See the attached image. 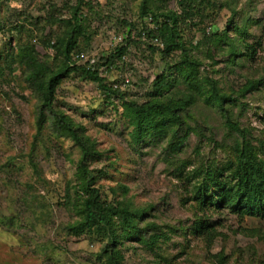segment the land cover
Masks as SVG:
<instances>
[{
  "label": "rangeland",
  "instance_id": "1",
  "mask_svg": "<svg viewBox=\"0 0 264 264\" xmlns=\"http://www.w3.org/2000/svg\"><path fill=\"white\" fill-rule=\"evenodd\" d=\"M143 1L0 0V264H109L115 251H103L106 235L83 221L84 185L136 216L121 264H264V210L251 199L244 203L252 214L202 203L197 190L225 174L246 141L264 159V0H146L155 13L183 15L178 35L202 62L191 73L180 49L166 54L160 39L146 35L155 23L142 14ZM76 13L82 29L73 33L71 65H89L119 91L73 70L39 121L44 87L32 71L40 66L42 79L60 69L65 59L55 45L63 46ZM231 47L241 53L236 61ZM162 72L173 83L164 95L190 91L196 99L183 114L184 122L192 117L177 148L173 124L137 133L126 104L158 97L152 81ZM206 75L237 99L226 106L245 139L209 97ZM249 81L261 84L246 87ZM55 112L93 144L84 166ZM114 223L123 228L119 217Z\"/></svg>",
  "mask_w": 264,
  "mask_h": 264
},
{
  "label": "trees",
  "instance_id": "2",
  "mask_svg": "<svg viewBox=\"0 0 264 264\" xmlns=\"http://www.w3.org/2000/svg\"><path fill=\"white\" fill-rule=\"evenodd\" d=\"M81 1V0H79ZM194 2V0H191ZM187 6V5H186ZM193 6L184 9V14L189 13V10ZM78 11V9H76ZM141 12L144 15H150V19L155 23L153 29L145 30L147 36L154 37L157 41L160 39L163 43V50L166 54H169L174 49H180L183 59L181 62H185L187 65V70L189 73L191 71H196L202 64L201 60L195 58L187 53L185 45L182 39L179 37L176 30L177 24L183 15L178 14L174 11L168 12H153L147 5L146 0L141 4ZM76 23L71 28V31L67 34L64 39L63 46L59 48L55 45L59 54L61 53L65 59L60 69L56 71H51L44 76L43 71L40 66H37L32 72V78L35 81H39L43 84L44 91L43 97L41 99V114L38 117L40 121L46 110L50 111L52 109V103L54 101L56 88L59 81L68 75L73 70H82L83 74L92 80L98 81V83L106 90L108 93L115 92L116 90L104 84V78L99 76L98 71L92 69L89 65L78 66L71 65L73 62L70 59V52L74 48L75 38L73 33H80L81 27L78 23L77 13L74 15ZM187 16V15H185ZM127 38H129V33ZM225 42L228 41V36ZM247 49L245 55L253 56L254 47L253 45H246ZM117 52L121 54L125 47H117ZM231 57L236 61L237 56L241 55L237 47H231L230 49ZM206 81L209 87L208 93L209 97L213 100L215 105L223 112L227 119V122L231 124L237 131H239L243 138L245 139L246 130L241 129L236 121H233L230 117V110L226 106V102H234L237 99L232 97L231 94L224 92L215 82V79L206 75ZM261 81H249L246 87L250 86L253 88L260 85ZM173 86V83L169 81L168 76L165 73L158 74L152 81V87L154 89L155 95L158 97L147 100L142 103L136 101H127V105L131 110L132 117L136 120L139 127H137V133L139 131L154 130L156 129V124H164L169 122L173 124V140L171 144L177 148L181 145V139L185 138L186 131L185 128L189 127L188 120L184 122L185 115L188 113V107L196 103L193 93L189 91L188 94H184L182 98L174 99L171 96L164 95V90ZM119 91V90H117ZM57 121L66 126L68 129V134L78 143L82 150V166H84V161L92 153H95L93 149V144L89 143V139L85 138L73 128V123L68 119L63 113H54ZM146 118V122H143V118ZM154 118V120L152 119ZM148 119V120H147ZM92 181V179L90 180ZM88 181V184L89 182ZM234 182V183H233ZM204 188L198 187V197L203 203H211L216 205V207H228L233 210H244L245 212L252 214L255 207L252 205H245L246 199L253 200L256 204L257 210H264V159L259 158L255 155V152L248 146V142H244L242 150L239 152L238 160L234 165L226 171L225 174L220 173L216 176H210L209 180L204 181ZM84 190L87 192V197L82 202L81 212L83 214L84 224L88 226L94 225L97 230H100L104 236L106 235L108 239L107 248H104V252L110 250L115 251L109 257V264H121L123 262V254L120 252V246L122 245V240L131 238L135 236L134 232L137 229L136 216L129 210L128 206L114 207L104 201L100 200L97 188H88V185H84ZM259 204V205H257ZM245 205V206H244ZM120 218L123 228L112 224L114 218ZM203 229L204 227L201 226ZM209 230L206 232L208 233ZM210 234V233H208ZM119 247V248H118Z\"/></svg>",
  "mask_w": 264,
  "mask_h": 264
},
{
  "label": "built area",
  "instance_id": "3",
  "mask_svg": "<svg viewBox=\"0 0 264 264\" xmlns=\"http://www.w3.org/2000/svg\"><path fill=\"white\" fill-rule=\"evenodd\" d=\"M155 41H157L156 39H154ZM84 57V54L81 52V53H76L73 57L74 58H78V59H82Z\"/></svg>",
  "mask_w": 264,
  "mask_h": 264
}]
</instances>
